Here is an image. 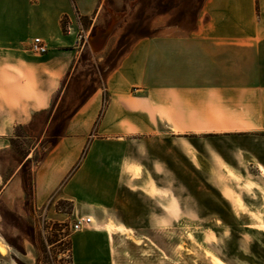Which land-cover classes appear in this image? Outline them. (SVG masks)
I'll return each instance as SVG.
<instances>
[{"label":"crops","instance_id":"1","mask_svg":"<svg viewBox=\"0 0 264 264\" xmlns=\"http://www.w3.org/2000/svg\"><path fill=\"white\" fill-rule=\"evenodd\" d=\"M142 1L0 0V149L38 114L48 116L50 128L83 52L78 34L107 20L93 40L106 41L105 52L127 10ZM174 1V9L152 15L149 37L129 45L106 79L107 93L95 91L70 113L33 171L35 206L67 201L73 215L95 220L72 236L73 264H174L158 238L159 228L173 225L174 202L166 187L144 179L146 146L161 145L157 162L167 166L173 154L164 147L189 146L186 135L264 130L220 125L223 106L234 110L239 93L260 99L264 118V0ZM189 5L192 28L174 21ZM38 37L48 46L43 56L30 52ZM34 153L9 174L0 160V204L25 201L29 192L18 173Z\"/></svg>","mask_w":264,"mask_h":264},{"label":"rangeland","instance_id":"2","mask_svg":"<svg viewBox=\"0 0 264 264\" xmlns=\"http://www.w3.org/2000/svg\"><path fill=\"white\" fill-rule=\"evenodd\" d=\"M176 6L174 0H143L132 12L127 10L126 16L130 15L123 17L124 24L119 22L122 29L105 52L106 41L98 49L78 42L83 52L50 128L45 131L48 116L38 114L31 123L14 131L7 148L0 149L6 174L15 170L28 152H35L18 173L29 192L25 201L13 208L0 204V244L6 247L5 253L0 252V264H73L71 238L75 232L71 227L77 218L90 216L73 215L75 206L67 201L35 206L30 198L33 171L63 132L70 113L95 91L107 93L106 79L129 45L152 34V15ZM193 7L178 11L174 21L192 28L196 13ZM83 23L89 29L88 21ZM106 24L107 20L85 32L89 33V43ZM108 29L114 31L112 25ZM252 97L239 93L234 110L223 106L220 125H263L256 103L260 99ZM185 137L189 146L175 142L164 147L173 154L167 166L157 162L161 145L146 146L143 154L150 166L144 171V179L166 187L174 202L173 225L159 228V245L165 249L167 243L174 264H264V130H221Z\"/></svg>","mask_w":264,"mask_h":264},{"label":"built area","instance_id":"3","mask_svg":"<svg viewBox=\"0 0 264 264\" xmlns=\"http://www.w3.org/2000/svg\"><path fill=\"white\" fill-rule=\"evenodd\" d=\"M78 42L83 44V47L87 45L88 34L85 32L80 33L77 36ZM30 52L36 56H43L48 53L47 43L42 38H34L30 45ZM93 225L92 217H80L73 223L71 229L73 232H82Z\"/></svg>","mask_w":264,"mask_h":264},{"label":"bare ground","instance_id":"4","mask_svg":"<svg viewBox=\"0 0 264 264\" xmlns=\"http://www.w3.org/2000/svg\"><path fill=\"white\" fill-rule=\"evenodd\" d=\"M259 221H262V219H259ZM6 247L3 244H0V252L5 253Z\"/></svg>","mask_w":264,"mask_h":264},{"label":"water","instance_id":"5","mask_svg":"<svg viewBox=\"0 0 264 264\" xmlns=\"http://www.w3.org/2000/svg\"><path fill=\"white\" fill-rule=\"evenodd\" d=\"M103 43H104V42H101V43H100V46H96V45H93V46H95L94 48H97V49H98L99 47H101V44L103 45ZM89 44H93V41H90Z\"/></svg>","mask_w":264,"mask_h":264},{"label":"trees","instance_id":"6","mask_svg":"<svg viewBox=\"0 0 264 264\" xmlns=\"http://www.w3.org/2000/svg\"><path fill=\"white\" fill-rule=\"evenodd\" d=\"M66 31V30H65Z\"/></svg>","mask_w":264,"mask_h":264}]
</instances>
